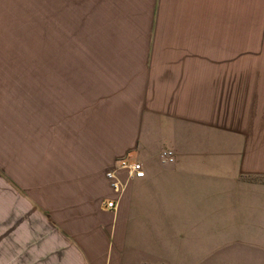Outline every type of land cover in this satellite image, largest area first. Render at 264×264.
Instances as JSON below:
<instances>
[{"label":"crops","instance_id":"1","mask_svg":"<svg viewBox=\"0 0 264 264\" xmlns=\"http://www.w3.org/2000/svg\"><path fill=\"white\" fill-rule=\"evenodd\" d=\"M9 1L26 15L0 14V73L39 7ZM41 9L40 53L0 75V264H264V0Z\"/></svg>","mask_w":264,"mask_h":264},{"label":"rangeland","instance_id":"2","mask_svg":"<svg viewBox=\"0 0 264 264\" xmlns=\"http://www.w3.org/2000/svg\"><path fill=\"white\" fill-rule=\"evenodd\" d=\"M13 3V2H11ZM23 7L18 8L16 6L11 7L9 0H2V7L0 9V14L3 19L2 27L3 29H9L12 25L10 22V16H25L26 8L25 3L22 4ZM36 12L33 15V18L37 21H34L33 26L29 25V20H27L28 28L26 23L18 25V30L21 34L18 36V39H13L14 34L2 35L1 40V51H2V72L0 73L1 78H7L4 70H11L15 65H23L26 60V55L29 53L33 54L40 53L41 47L43 45V30L42 23L40 22L41 18V0H34L33 7ZM15 31V30H14ZM253 63H258L264 65V41L261 45L257 55L253 56ZM9 74V71H7ZM264 74V73H263ZM234 249V247H232ZM212 262L206 264H253L247 261L250 260V257L241 254H225L220 255V257H215L211 259ZM176 264H196L189 262H181Z\"/></svg>","mask_w":264,"mask_h":264},{"label":"built area","instance_id":"3","mask_svg":"<svg viewBox=\"0 0 264 264\" xmlns=\"http://www.w3.org/2000/svg\"><path fill=\"white\" fill-rule=\"evenodd\" d=\"M173 151L169 148H163L159 152V156L162 160L172 161L173 160ZM117 169H125L128 178H138L144 175L143 166L140 161L132 160L128 161L125 158H120L118 160ZM105 176L109 181V185L112 191L119 196L126 187V182L120 179L116 173V169H108L105 171ZM105 207L113 208L115 206V200L107 199L102 201Z\"/></svg>","mask_w":264,"mask_h":264}]
</instances>
